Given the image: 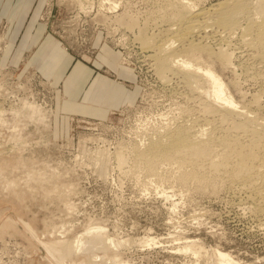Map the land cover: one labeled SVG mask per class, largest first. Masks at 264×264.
I'll return each instance as SVG.
<instances>
[{"label": "rangeland", "instance_id": "rangeland-1", "mask_svg": "<svg viewBox=\"0 0 264 264\" xmlns=\"http://www.w3.org/2000/svg\"><path fill=\"white\" fill-rule=\"evenodd\" d=\"M8 1L18 3L0 0V229L7 218L12 226L0 230V264H209L217 251L232 258V264H264V209L243 181L236 183L220 171L214 174V187L199 186L178 181L169 163L160 165L161 179L134 168L132 145L141 146L175 124L211 132L215 127L214 134L221 133L218 112L211 116L202 110L210 96L189 89L175 70L160 77L155 50L138 39L139 28L151 35L168 27L153 23L159 0H120L113 12L101 0H29L19 24L3 12ZM115 13L134 23L126 26ZM29 23L41 24L71 63L92 65L99 43L108 44L134 74L127 81L135 89L134 99L103 117L65 105L62 82L45 77L28 62L31 50L21 47ZM230 36L233 67L221 69L216 60L212 65L235 102L252 107L251 113L264 120L261 63L252 66L238 32ZM98 71L115 76L104 68ZM254 95L261 96L258 107L251 102ZM88 230L104 233L112 243L105 248L86 243L62 262L40 243L71 241ZM190 241L199 251L185 248Z\"/></svg>", "mask_w": 264, "mask_h": 264}, {"label": "bare ground", "instance_id": "bare-ground-1", "mask_svg": "<svg viewBox=\"0 0 264 264\" xmlns=\"http://www.w3.org/2000/svg\"><path fill=\"white\" fill-rule=\"evenodd\" d=\"M200 2L201 0H159L153 23H169V25L166 24L168 27L165 29L159 27V34L156 32L151 35H146L147 33L145 34L143 29L139 28L138 39L141 45L155 50L154 64L160 77L165 78L168 76L166 75L168 71L175 70L181 73L182 80L189 89H199L207 97L210 96L209 103L200 105L206 114L218 112L217 121L221 133L214 134L215 127L212 133L207 131L208 127L192 129L193 124H184L185 122L175 124L150 136L141 146L140 144L132 145L134 168L158 174L161 179L165 175L159 173V167L163 163H169L170 167L177 169V173L174 170L172 172L178 181L190 180L199 186L213 187L216 185L214 174L224 171L232 180L243 181L241 185L246 184L244 186H247L252 193L251 198L258 200L257 202L264 209L263 116L260 119L261 116L255 114L257 113L255 110L251 113L253 110L251 106L249 108L244 104L238 105L237 100L235 102L233 95L228 91L227 84L215 71L211 62V60L218 61L220 68L233 65L234 50L229 48L228 42L231 40L226 37L238 32L240 38L238 40L245 45L246 56L252 59V66L261 63L262 69L258 70L264 72V0H216L213 3L208 2L207 5ZM119 3L120 0L100 1V5L106 4L112 12L119 8ZM115 15L121 22L126 20L122 13H115ZM132 23H134L133 18L123 24L130 26ZM212 36L216 37H214L216 40L212 42L214 45L209 44L210 39H213ZM230 37L228 38L231 39ZM253 73L251 76L255 75ZM239 90H241L240 87ZM206 98L204 96V99ZM258 98L261 99V96H253L251 101L254 104L253 107H258ZM215 141L218 142H216L219 145L218 150L213 147ZM117 155L119 161L124 160L122 154L117 153ZM169 169L171 168H168V171ZM232 180L230 183H233ZM249 194H246V198ZM11 224V220L7 218L1 225V229L12 226ZM40 243L49 254L52 256L55 254L58 262H62L68 253L82 249L86 243L90 247L105 248L112 241L100 231L88 230L85 237H76L71 241L62 240L51 243L40 241ZM184 246L185 248L194 247L193 252L199 251L194 241L187 242ZM214 254L215 258L209 264H227L233 261L225 252L217 251Z\"/></svg>", "mask_w": 264, "mask_h": 264}, {"label": "crops", "instance_id": "crops-1", "mask_svg": "<svg viewBox=\"0 0 264 264\" xmlns=\"http://www.w3.org/2000/svg\"><path fill=\"white\" fill-rule=\"evenodd\" d=\"M28 2L18 0L16 5H12L8 1L3 12L9 13L17 23ZM99 45L95 63L89 65L82 61L71 63V58L41 24L29 23L21 41L22 48L31 50L28 62L35 64L51 81L62 82L65 105L91 116L103 117L108 110L131 102L135 89L127 83L134 78L132 70L119 62L118 53L108 44ZM103 68L114 72L115 76L98 71Z\"/></svg>", "mask_w": 264, "mask_h": 264}]
</instances>
